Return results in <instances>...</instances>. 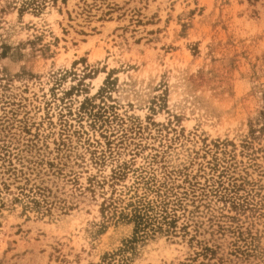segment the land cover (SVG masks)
Returning a JSON list of instances; mask_svg holds the SVG:
<instances>
[{
  "label": "rangeland",
  "instance_id": "rangeland-1",
  "mask_svg": "<svg viewBox=\"0 0 264 264\" xmlns=\"http://www.w3.org/2000/svg\"><path fill=\"white\" fill-rule=\"evenodd\" d=\"M0 264H264V0H0Z\"/></svg>",
  "mask_w": 264,
  "mask_h": 264
},
{
  "label": "trees",
  "instance_id": "trees-1",
  "mask_svg": "<svg viewBox=\"0 0 264 264\" xmlns=\"http://www.w3.org/2000/svg\"><path fill=\"white\" fill-rule=\"evenodd\" d=\"M163 210L159 211L160 213H155V216H149L148 210H145L144 212L142 210H135L134 214L132 216L136 228L140 229L141 226H144V228H151V231H155L156 229H163L164 226H166L168 229L175 228L176 226V220L175 216H171L165 207H161ZM147 209H151L148 207ZM159 214V217L157 216ZM147 232L145 231V234Z\"/></svg>",
  "mask_w": 264,
  "mask_h": 264
}]
</instances>
